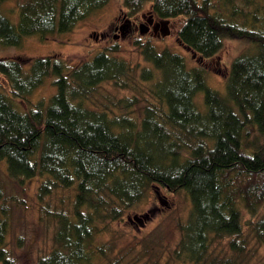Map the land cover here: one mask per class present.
<instances>
[{"label": "trees", "instance_id": "16d2710c", "mask_svg": "<svg viewBox=\"0 0 264 264\" xmlns=\"http://www.w3.org/2000/svg\"><path fill=\"white\" fill-rule=\"evenodd\" d=\"M7 1L0 0V47L72 32L111 0H26L18 25L1 12ZM148 4L162 20L182 18L179 39L204 59L217 56L226 39L250 44L231 64L227 94L207 84L203 65L190 67L184 55L150 39L137 42L152 65L140 74L115 55L118 45L76 66L58 55L0 59L9 86L0 90V161L22 184L46 177L41 211L56 224L53 249L38 264H110L114 246L101 237L154 188L186 191L192 201L173 264H252L254 243L264 246V0H124L131 16ZM134 73L153 82L147 91L157 101L142 117L136 94L104 108L89 104L107 82L136 89L128 83ZM51 76L57 92L32 102ZM201 92L205 111L196 101ZM61 188L75 191L71 210L45 204ZM9 230L0 188L4 264H13Z\"/></svg>", "mask_w": 264, "mask_h": 264}, {"label": "rangeland", "instance_id": "374dc122", "mask_svg": "<svg viewBox=\"0 0 264 264\" xmlns=\"http://www.w3.org/2000/svg\"><path fill=\"white\" fill-rule=\"evenodd\" d=\"M25 1L5 2L1 7L2 14L18 25L20 5ZM237 2L243 4V0ZM153 14L151 4L146 5L140 14L131 16L124 6V0H111L107 6L79 23L72 32L56 33L48 40H42L37 35L26 36L21 46L0 47V59L58 55L70 65L76 66L91 60L96 53L118 45L120 51L115 55L126 60L134 69L137 68L140 74L144 68H152V65L145 60L137 42L150 39L160 50L169 48L184 55L190 67L203 65L207 70V84L227 94L231 64L238 55L251 49L250 44L242 40L226 39L223 50L217 56L204 59L179 39L178 30L182 18L166 20L169 33L164 30L158 35L148 31L142 33L141 26L149 25L148 18ZM126 24L128 28L122 30ZM54 80V76L49 77L33 93L31 101L37 103L42 99L49 100L57 92ZM128 83L136 84L137 88L118 89L112 82L104 83L95 93L94 101L89 104H98L102 108L105 104L111 105L112 100L136 94L141 100L134 109L135 115L142 117L148 103H157L147 91L153 82H143L140 75L135 74V77L129 78ZM8 88L6 78L0 73V90L7 93ZM196 101L201 110L207 109L203 92L198 94ZM18 104L23 109L28 108L26 103L18 101ZM44 180L46 177H36L22 184L9 176L6 162L0 161V188L10 217L6 247L10 250L13 264H38L39 259L53 249L56 224L54 219L45 220L47 216H43V203L38 195ZM74 197V189L61 188L45 204L50 203V209H61L64 206L65 210H71ZM192 207L186 191L174 195L163 188H154L148 197L113 222L109 227L110 232L101 237V241L114 246L107 260L110 264H173L172 253L181 240L179 227L188 220ZM254 247L259 249V254H255L252 264H264V246L254 243ZM0 264L4 263L0 261Z\"/></svg>", "mask_w": 264, "mask_h": 264}, {"label": "flooded vegetation", "instance_id": "af4514ba", "mask_svg": "<svg viewBox=\"0 0 264 264\" xmlns=\"http://www.w3.org/2000/svg\"><path fill=\"white\" fill-rule=\"evenodd\" d=\"M149 25L146 27L144 25L141 26V31L144 29L148 31L147 33H152L154 35H158L162 30H164V27L167 26L166 20H162L155 16V14L151 15L148 18ZM119 28V27H117ZM128 28V25L122 26V30H126Z\"/></svg>", "mask_w": 264, "mask_h": 264}, {"label": "water", "instance_id": "95a60500", "mask_svg": "<svg viewBox=\"0 0 264 264\" xmlns=\"http://www.w3.org/2000/svg\"><path fill=\"white\" fill-rule=\"evenodd\" d=\"M167 23V25H168V21L166 22ZM164 31H165V33H169V27H166L165 29H164ZM145 32H147L146 30H142V33H145Z\"/></svg>", "mask_w": 264, "mask_h": 264}]
</instances>
